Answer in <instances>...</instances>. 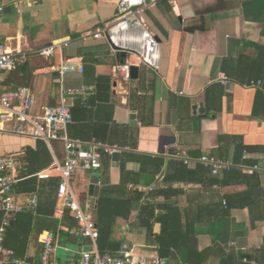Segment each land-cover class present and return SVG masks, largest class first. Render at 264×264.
Returning <instances> with one entry per match:
<instances>
[{
  "label": "crops",
  "instance_id": "obj_1",
  "mask_svg": "<svg viewBox=\"0 0 264 264\" xmlns=\"http://www.w3.org/2000/svg\"><path fill=\"white\" fill-rule=\"evenodd\" d=\"M0 3V44L28 56L27 70L16 75L18 84L33 92L35 112L58 102L53 66L80 63L83 73L67 75L65 82L87 88L85 97L95 94L99 79L109 81L106 99L93 100L92 117L78 113L82 118L70 129L76 139L100 129L105 144L120 153L118 163L106 153L100 170L78 171L72 178L80 204L91 213L103 185L116 189L115 198L134 199L130 213L115 220L113 251L107 254L153 253L168 264H242L243 259L264 264V171L235 170L214 178L199 165L184 167L174 158L207 155L264 170V0H159L140 16L160 45V69L138 66V78L129 82L114 74L121 64L117 55L91 37L113 22L115 0ZM61 40L68 45L52 57L38 54ZM13 87L6 84L4 91ZM38 142L0 131V156L19 154V173L27 149L50 154L51 163L38 172L63 162L59 143L49 148L43 142L41 148ZM56 190L52 217L38 216L29 237L14 242L22 258L39 260L41 237L50 226H56L57 261L78 260L88 250L75 221L57 206ZM27 194L14 189L17 200Z\"/></svg>",
  "mask_w": 264,
  "mask_h": 264
},
{
  "label": "built area",
  "instance_id": "obj_2",
  "mask_svg": "<svg viewBox=\"0 0 264 264\" xmlns=\"http://www.w3.org/2000/svg\"><path fill=\"white\" fill-rule=\"evenodd\" d=\"M159 0H115L116 14L112 23L96 29L91 37L104 41L113 54L124 51L127 55L123 64L116 67L114 74L129 82L130 66H144L153 71L160 69V45L154 34L148 29L140 14L149 7L155 6ZM4 5L0 3V16ZM90 35V34H89ZM68 45L61 40L50 44L38 52L46 59ZM24 55L15 54L4 44H0V72H12L17 69ZM134 59V61H130ZM50 70L58 76V102L43 107L35 112V96L30 88L18 87L0 93V131L14 136L29 137L44 142L49 148L53 142L62 145L64 160L62 163L42 170L34 175L39 180L56 177L57 206L67 211L76 222L80 235L88 241L89 250L82 253L78 260L70 262L57 261L54 256V238L51 233H43L41 237L42 250L38 261H30L15 255L4 247V235L11 221L17 214L35 212L38 197L28 195L21 200L14 196V188L22 179L19 173V154L0 156V264H168L165 258L158 254L138 253L132 250H120L113 254H100L97 246L99 232L91 213L84 208L71 187V180L78 171H97L101 169V152L113 154L119 149L109 147L94 140L85 142L69 136L68 128L72 124L69 98H84L85 87L70 88L66 86L65 78L75 72L82 74L80 63L63 62ZM260 85V83H257ZM185 166L200 165L210 170L213 176L220 172L236 169L245 174H255L264 171L258 165L244 166L230 164L211 156L189 158L185 154H175ZM225 204V203H224ZM242 264H255L247 259Z\"/></svg>",
  "mask_w": 264,
  "mask_h": 264
},
{
  "label": "trees",
  "instance_id": "obj_3",
  "mask_svg": "<svg viewBox=\"0 0 264 264\" xmlns=\"http://www.w3.org/2000/svg\"><path fill=\"white\" fill-rule=\"evenodd\" d=\"M28 56L25 55L22 61L18 64L17 69L12 72H0V93L4 91V86L6 84L14 86L12 90L21 87L17 81L16 73L18 71L25 72L26 69V62ZM109 90V81L107 78L99 79V82L96 85V92L94 95L90 97L84 98H76L74 103L70 106V112L72 115V121L76 122L79 121L82 117H78V113L84 114V118H91L93 115L92 108H93V100L97 99L98 101L105 100L106 97L102 96V94ZM70 129H72V125L69 126L68 132L69 136L72 138L70 134ZM100 129H98L99 131ZM97 130L92 132V136L84 139H79L85 142L89 141H96L100 142L104 145L106 140L103 138L102 134H100ZM73 139H76L73 137ZM54 143L53 142L52 147ZM44 143L39 140L38 146L42 148ZM60 144V143H59ZM61 145V144H60ZM62 146V145H61ZM108 146V145H107ZM110 147V146H109ZM38 149L33 151L31 149H27L25 152V157L23 158V164L20 170V176L22 179L18 182L14 189H19L22 193H28L27 195L36 194L38 197L37 206L35 212H25L21 214H17L13 221H11L10 226L7 228L6 233L4 235V247L11 249L16 256L21 257V252L19 251V246L16 247L14 242L16 239H20V242L23 239H27L30 233L33 230L34 224L36 222V218L40 215L43 217H52L54 206H55V199L53 196V192L57 189L58 186V179H48V180H39L34 175L43 167L48 166L52 159L48 152L44 151V154H40ZM105 152H101V161L102 158L106 157ZM184 165V164H183ZM200 166V165H199ZM102 167V163H101ZM185 167V165H184ZM200 170L206 172L212 177H217L220 174L225 173V171L220 172L218 175L213 176L209 169L204 168L202 166L199 167ZM236 169H232L231 171H235ZM228 173V172H227ZM115 188L103 185L100 191V194L96 200L95 208L91 210V216L94 220L98 232L99 238L97 241V246L100 254L104 255L107 252H112L113 250L110 248V238L113 231V226L115 224V220L118 217H126L128 213H130L133 205L132 197L124 196L123 198H115ZM154 192V188H151L150 195ZM136 195V194H135ZM142 198V194L138 193L135 200L140 201ZM225 203V202H224ZM223 203V204H224ZM226 205V204H224ZM51 207V211L47 212L46 209ZM68 214V212L66 211ZM125 214V215H124ZM69 215V214H68ZM2 214H0V224H1ZM56 223L53 220H50V223ZM55 226V225H54ZM55 227L50 226L48 232L51 234H55Z\"/></svg>",
  "mask_w": 264,
  "mask_h": 264
},
{
  "label": "water",
  "instance_id": "obj_4",
  "mask_svg": "<svg viewBox=\"0 0 264 264\" xmlns=\"http://www.w3.org/2000/svg\"><path fill=\"white\" fill-rule=\"evenodd\" d=\"M114 50L118 51L117 54H116L117 58L120 60V63L123 64L125 59L127 58L126 53L124 51H119L118 49H115V48H114ZM138 74H139V67L138 66H130V78L132 80H136L138 78ZM199 112L201 113L202 109H200ZM135 119H136L135 114H131V116H130V125L134 126L136 124ZM119 156H120V153H118V152L112 154L111 157H112V160H113V162L115 164L118 163ZM96 183L98 184V180L96 181ZM89 249L90 248H88V250Z\"/></svg>",
  "mask_w": 264,
  "mask_h": 264
}]
</instances>
